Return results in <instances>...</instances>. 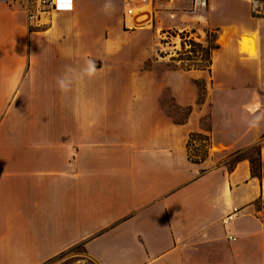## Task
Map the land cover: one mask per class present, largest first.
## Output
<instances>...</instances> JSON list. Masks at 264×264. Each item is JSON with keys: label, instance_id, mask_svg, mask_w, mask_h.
<instances>
[{"label": "crops", "instance_id": "obj_1", "mask_svg": "<svg viewBox=\"0 0 264 264\" xmlns=\"http://www.w3.org/2000/svg\"><path fill=\"white\" fill-rule=\"evenodd\" d=\"M72 2L38 22L0 4V264H49L77 247L85 264H264L252 209L264 204V178L248 160L230 172L214 159L262 145L264 166V15L253 0L164 5L179 24L196 8L191 26L216 31L219 47L211 72L160 76L146 68L153 36L136 33L157 18L130 28L125 0ZM197 133L210 141L199 164L188 150Z\"/></svg>", "mask_w": 264, "mask_h": 264}, {"label": "rangeland", "instance_id": "obj_2", "mask_svg": "<svg viewBox=\"0 0 264 264\" xmlns=\"http://www.w3.org/2000/svg\"><path fill=\"white\" fill-rule=\"evenodd\" d=\"M163 4H157V10L159 13L157 14L158 23L155 24L153 29L148 30H138V32H148L153 36L154 42L157 44L158 55L155 59L150 60L147 63L148 69H156L158 74L161 76L162 73L166 70L176 69V68H185V67H197L202 66L204 63L199 62L203 57L201 46L208 45V38L206 35V31L211 29L210 27L202 28L199 25L191 26L194 21H196V17L198 13L195 12L196 8L194 7H186L181 10L180 19L182 18V24L175 23V20L167 19L165 13L163 12ZM195 18V19H194ZM194 20V21H193ZM185 28V29H184ZM136 33H126L128 36H133ZM189 39H185V38ZM185 39L187 46L183 49L182 43ZM193 41L195 44H190L189 42ZM248 41V42H247ZM247 42V44H246ZM250 43V44H249ZM243 50H247L250 54H256V41L249 40L247 38L243 39ZM169 55H173L172 57L165 58ZM176 58L177 60L183 59L184 61L179 62H170L172 58ZM156 59L159 62H156ZM197 76H200L201 73H197ZM207 75V74H205ZM206 77V76H205ZM202 85V84H201ZM264 94V82L262 91ZM206 97L205 90L201 89L200 98L203 101ZM163 102L166 104L167 111L170 112L177 121L183 118V111H181L178 107L175 106L173 102V97L171 92L166 90L163 94ZM204 126L208 127L210 125L209 117L204 120ZM195 147L194 154H200L201 151H198V145ZM227 155L225 153H218L215 155L214 159L220 161L224 159ZM253 157L257 158V154L255 152H246L244 157ZM255 212H261L258 216L264 222V204L263 202L255 203L253 208ZM84 251L81 247H77L67 253L61 255L57 260L52 261L49 264H85L82 262L84 259Z\"/></svg>", "mask_w": 264, "mask_h": 264}, {"label": "built area", "instance_id": "obj_3", "mask_svg": "<svg viewBox=\"0 0 264 264\" xmlns=\"http://www.w3.org/2000/svg\"><path fill=\"white\" fill-rule=\"evenodd\" d=\"M174 0H125L126 17L134 18V21L129 23L130 28L135 27H153L156 21V16L159 13L157 4L171 6ZM18 3L24 6L29 21H39L43 15L57 11H71L73 9V2L70 0V7L65 6V0H0V4ZM201 5V0H195L194 6ZM253 13L264 15V1L253 0ZM171 17L174 13L170 11ZM238 209H233L232 212L224 220L225 224L233 221L236 217ZM231 240L234 238L230 237Z\"/></svg>", "mask_w": 264, "mask_h": 264}, {"label": "trees", "instance_id": "obj_4", "mask_svg": "<svg viewBox=\"0 0 264 264\" xmlns=\"http://www.w3.org/2000/svg\"><path fill=\"white\" fill-rule=\"evenodd\" d=\"M207 38H208V45L206 46H201L200 48L202 49L203 57L202 59L199 60V62L204 63L202 66H197V67H185L183 68L184 70L190 71V70H200V71H209L211 72V67L213 64V54L214 52L218 49L217 45V39L218 35L216 31H207ZM189 39V38H185ZM185 39L182 43L183 49L185 46H187V43L185 42ZM190 44H195L193 41L189 42ZM172 62H179V61H184L183 59L177 60L176 58L171 59ZM201 89H205L203 85L200 87ZM201 99V98H200ZM195 144L198 145V151H201L200 154H194L195 151ZM188 150H189V158L193 163H201L204 162L208 157H209V150H210V141L209 137L203 133H197V134H192L189 144H188ZM262 145H255L251 148H249L247 151L241 152L237 151L231 154H228L224 160L222 159V162L226 165L228 170L230 172L234 171L236 166L242 162L243 160H248L251 165V173L254 177H257L259 179L264 178V166L262 163ZM255 152L257 154V158H253L251 156L249 157H244V154L246 152ZM262 200L259 199L255 203L261 202Z\"/></svg>", "mask_w": 264, "mask_h": 264}, {"label": "clouds", "instance_id": "obj_5", "mask_svg": "<svg viewBox=\"0 0 264 264\" xmlns=\"http://www.w3.org/2000/svg\"><path fill=\"white\" fill-rule=\"evenodd\" d=\"M93 72H94V65L92 66V69L89 71V75L91 76V75L93 74ZM59 84H60V87H61L62 89L66 88V85H65V83H64L63 80H60V81H59Z\"/></svg>", "mask_w": 264, "mask_h": 264}, {"label": "snow or ice", "instance_id": "obj_6", "mask_svg": "<svg viewBox=\"0 0 264 264\" xmlns=\"http://www.w3.org/2000/svg\"><path fill=\"white\" fill-rule=\"evenodd\" d=\"M65 6L70 7V0H65Z\"/></svg>", "mask_w": 264, "mask_h": 264}, {"label": "bare ground", "instance_id": "obj_7", "mask_svg": "<svg viewBox=\"0 0 264 264\" xmlns=\"http://www.w3.org/2000/svg\"><path fill=\"white\" fill-rule=\"evenodd\" d=\"M248 42V41H247ZM247 42H246V44H247Z\"/></svg>", "mask_w": 264, "mask_h": 264}]
</instances>
